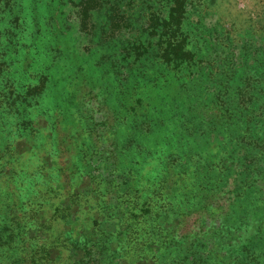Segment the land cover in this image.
I'll return each mask as SVG.
<instances>
[{
  "label": "rangeland",
  "instance_id": "obj_1",
  "mask_svg": "<svg viewBox=\"0 0 264 264\" xmlns=\"http://www.w3.org/2000/svg\"><path fill=\"white\" fill-rule=\"evenodd\" d=\"M8 4L21 16L40 7L14 40L38 25L43 44L29 71L0 74L28 89L15 103L0 94V168L17 190L35 175L23 213L47 264H207L233 236L226 220L251 213L264 232L263 199L232 206L249 168L264 188V0Z\"/></svg>",
  "mask_w": 264,
  "mask_h": 264
},
{
  "label": "trees",
  "instance_id": "obj_2",
  "mask_svg": "<svg viewBox=\"0 0 264 264\" xmlns=\"http://www.w3.org/2000/svg\"><path fill=\"white\" fill-rule=\"evenodd\" d=\"M2 1V9L1 12L8 13V20L5 21L0 26V46L2 50H0V74L7 68H11V65H18L20 70L29 71L32 67L33 61L35 58H32L31 61H27V55L31 53L32 56L36 57V41L41 38L40 32H42L41 28L37 26L36 29L29 33V35L24 36L21 44H17V41L14 40L16 37L17 31H20L22 25L26 23V20L29 19L30 22H34V19L37 17V11L40 10L38 6L34 7L30 12L24 13L23 16L18 14L17 10H14V7L9 6L8 2L10 0H1ZM37 1V0H36ZM37 5V3H36ZM81 14L83 17L88 16L87 8L81 10ZM155 26H150L149 33H152V30ZM61 28V27H60ZM58 27V30L60 29ZM62 30H65L66 27H62ZM39 44H43L40 42ZM138 46L141 44L138 42ZM23 52L22 60H18L15 57ZM44 50L40 52V58L45 60ZM44 56V57H43ZM17 60V61H15ZM35 68L37 67V63L34 64ZM8 70L5 72L7 73ZM0 80V84H1ZM42 82V81H41ZM39 82V84H41ZM17 90H21L18 82L15 83ZM0 94L4 98L12 97L11 103H15L18 99L23 98L26 99L28 96V89L20 91V94L14 93L13 90L9 88H5L4 85H0ZM18 102V106L21 102ZM255 100V98H251ZM254 102L248 99L247 106L245 109L253 110L257 108ZM26 106V105H25ZM254 119L257 124H259V128L262 127L261 130V141L254 144V148L258 150L261 154L264 153V116L263 111L258 108L256 113H254ZM28 123V122H27ZM0 133H1V123H0ZM202 168V167H201ZM2 169L5 167L1 166L0 168V264H47L48 260L46 257V251L40 243H43L42 234H38V229L32 228L36 221L32 220L30 222L28 219L29 215L23 213L25 211L24 205L26 206L27 200L24 199V194L28 192L27 184L33 180L31 177L35 175H30L28 173L22 174V179H18L19 190L20 193L17 194V185L15 181L13 182V178L11 175H7L2 172ZM198 168L194 166V169L191 171V177H195L196 171ZM260 174L262 177L264 176V172L260 170ZM21 173V172H20ZM259 174V170H256L255 167H251L248 169V172L245 174V180L241 185V192L238 194L241 200L238 202H232V206H235L238 209L241 207L243 201L247 202L248 200L255 202H260V199L264 200V188L256 189L254 175ZM203 175H208L209 170L203 172ZM26 176V177H24ZM198 176V173H197ZM31 181H30V180ZM209 178H207L208 180ZM249 179V180H248ZM26 180V181H25ZM193 182V181H192ZM213 188L217 189L216 185ZM216 186V187H215ZM208 191V190H207ZM31 192V191H30ZM29 192V193H30ZM193 194L192 192H190ZM10 201V208L12 209V214L7 213V205L6 202ZM169 205V204H168ZM15 209V211H13ZM27 210H31L27 207ZM42 210H39V213ZM23 213V214H22ZM234 213V212H233ZM232 212L230 213L233 214ZM227 215V214H226ZM232 216V215H231ZM30 218V217H29ZM239 219L237 224L231 225L234 223V220ZM233 221L228 219L225 221L222 230L226 234L232 233V237L226 240L225 245L221 248V251H213V253H207V258H205L207 264H264V253L262 251V247L264 246V232L259 231V224L255 227L254 230V216L251 213H245L241 217L234 216ZM237 238L234 240V236ZM196 240V239H193ZM192 240V241H193ZM234 240V241H232ZM104 242V241H103ZM212 251V250H210ZM170 253V252H168ZM46 254V255H45ZM85 264H96L91 261V259H87Z\"/></svg>",
  "mask_w": 264,
  "mask_h": 264
}]
</instances>
